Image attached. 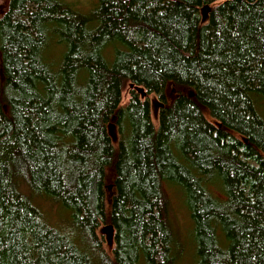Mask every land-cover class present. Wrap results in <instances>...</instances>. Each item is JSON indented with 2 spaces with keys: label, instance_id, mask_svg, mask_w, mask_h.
<instances>
[{
  "label": "trees",
  "instance_id": "obj_1",
  "mask_svg": "<svg viewBox=\"0 0 264 264\" xmlns=\"http://www.w3.org/2000/svg\"><path fill=\"white\" fill-rule=\"evenodd\" d=\"M150 95L165 105L158 125ZM257 107L264 0H98L89 13L64 0H9L0 18V264H177L166 184L185 194L197 264H264ZM51 206L65 223L52 222ZM102 225L115 231L112 256Z\"/></svg>",
  "mask_w": 264,
  "mask_h": 264
},
{
  "label": "rangeland",
  "instance_id": "obj_2",
  "mask_svg": "<svg viewBox=\"0 0 264 264\" xmlns=\"http://www.w3.org/2000/svg\"><path fill=\"white\" fill-rule=\"evenodd\" d=\"M64 1L70 4L76 10H79L84 13L91 12L95 8L98 2V0H64ZM8 7H9V0H0V18L6 14ZM201 15H202V24L205 25L208 22L207 7L201 8ZM59 49L60 51H62L63 47H59L56 45V43H54V46L49 53V56L52 59H55L56 61L59 58L58 55ZM182 91L185 92V94L190 97L194 96V90L192 88H184ZM173 94L174 93H171L169 89L166 91L167 98L169 97L168 98L169 102L173 100L170 99L171 97L173 98ZM129 98L130 97L128 95V88H126L123 93V105L128 103ZM148 100L152 107V120L155 125H158L159 108L157 106H158V101L161 102V100L156 95H150ZM257 111L264 118V109L260 110V108L257 107ZM203 112H204V116L209 122L213 123L216 126L219 125V123L215 119H213L207 108L204 107ZM109 134L115 146L117 147L118 133L115 126L113 125L109 126ZM111 181L112 180L110 179L108 182L109 184L107 185L110 186L107 189V200H106L107 209H109L111 206V200H112L111 198L113 195V188L110 185ZM165 187L171 203L172 226L178 238L177 246L174 247L173 249V254L175 256L180 257V260L177 262V264H197L198 254H197L195 227L191 219V214L187 205L188 202L186 201L185 194L178 187H172L167 184L165 185ZM49 211L51 212L52 222L54 223L58 222L59 225L65 223L66 215L63 213L59 214L57 207L54 208L53 206H51ZM98 236L104 241V248L106 252L112 256L116 245L114 229L108 225H102L98 230Z\"/></svg>",
  "mask_w": 264,
  "mask_h": 264
},
{
  "label": "water",
  "instance_id": "obj_3",
  "mask_svg": "<svg viewBox=\"0 0 264 264\" xmlns=\"http://www.w3.org/2000/svg\"><path fill=\"white\" fill-rule=\"evenodd\" d=\"M132 87V86H131ZM138 91L142 94V97L143 98H145L146 96H147V94L143 91V90H141L140 88L138 89ZM165 105L162 103V102H160V101H158V108H160V107H164ZM111 227V226H110Z\"/></svg>",
  "mask_w": 264,
  "mask_h": 264
},
{
  "label": "flooded vegetation",
  "instance_id": "obj_4",
  "mask_svg": "<svg viewBox=\"0 0 264 264\" xmlns=\"http://www.w3.org/2000/svg\"><path fill=\"white\" fill-rule=\"evenodd\" d=\"M171 97V96H170ZM169 98V97H168ZM170 99H172V97L170 98ZM162 103H163V101H161ZM158 111H159V109H158Z\"/></svg>",
  "mask_w": 264,
  "mask_h": 264
}]
</instances>
